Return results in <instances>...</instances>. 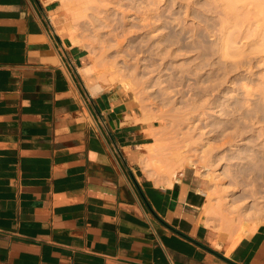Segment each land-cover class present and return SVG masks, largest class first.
Instances as JSON below:
<instances>
[{
	"label": "crops",
	"instance_id": "1",
	"mask_svg": "<svg viewBox=\"0 0 264 264\" xmlns=\"http://www.w3.org/2000/svg\"><path fill=\"white\" fill-rule=\"evenodd\" d=\"M65 20L60 0H0V264H264V222L214 228L194 166L143 174L152 126Z\"/></svg>",
	"mask_w": 264,
	"mask_h": 264
},
{
	"label": "rangeland",
	"instance_id": "2",
	"mask_svg": "<svg viewBox=\"0 0 264 264\" xmlns=\"http://www.w3.org/2000/svg\"><path fill=\"white\" fill-rule=\"evenodd\" d=\"M60 2L61 33L88 50L104 86L130 89L128 100L152 126L143 174L172 179L165 160L155 163L159 172L153 165L144 172L143 160L163 153L207 166L196 172L205 178L207 216L218 230L228 208L261 205L239 198L264 183V26L231 25L218 0H104L81 19L85 0ZM252 225L223 231L239 239Z\"/></svg>",
	"mask_w": 264,
	"mask_h": 264
},
{
	"label": "bare ground",
	"instance_id": "3",
	"mask_svg": "<svg viewBox=\"0 0 264 264\" xmlns=\"http://www.w3.org/2000/svg\"><path fill=\"white\" fill-rule=\"evenodd\" d=\"M102 1H104V0H85V2H84L85 6H83V7L81 6L78 8V17L77 18H80V19L85 18L87 16L86 11L88 9L95 10V8H97L96 4L99 2H102ZM215 1H217V0H215ZM218 1L220 3L222 2L221 4L224 5L223 7H225V10L223 11L224 12L223 17L225 18V20L226 19H227V21L230 20V22L232 20L234 21V23H232V24L229 23V24H231V25L234 24L233 26H235L236 24L237 25L239 24V26H241L245 22L244 23L245 25H246V23H251V24H256L257 26L259 25V26H261V28L264 26V0H218ZM225 23H226V21H225ZM237 25L235 27H237ZM249 28H250V26L247 29L248 31L250 30ZM247 30H246V33H247ZM250 32L252 33V30H250L249 33ZM261 32H264V31H261ZM258 34H259V36L261 35L260 32ZM245 36H247V35H245ZM260 37L263 38V36H260ZM69 40H71L72 44L77 42V40L75 38L69 37ZM88 71L98 73L96 64L93 65L90 69H88ZM162 155H164V156L159 157V158H156L155 156H151V163H147V161L143 160L144 172L147 173L148 170H152L153 168L151 167V165L156 166V168H157L156 171L159 172L160 171L159 166L155 165V163H157L158 161H163V160H165V164L169 168V173H170L171 177H174V174L177 171L183 169L186 165L194 166L198 170H199V167H200V169H202V168L207 169L208 168L207 166H205L203 164L201 165L200 163H199L200 165L197 166L196 163L193 160H191V158H188L184 155H181L180 153L177 154V158L167 156V154H165V153H163ZM206 176L207 177L209 176L210 179H213L215 177V176L211 175V173H209V172L206 174ZM238 198L235 197L234 200H237ZM239 199L243 200L242 202H245V203H247L249 201H253V202L258 201L259 203H262V204L257 205L254 203L253 205L250 206V209L248 206V208L244 209V210L242 208H244L246 206H243L241 208L239 206H234V207L228 208V210H227L228 212L222 214V216H221L222 217V220H221L222 223H221L220 229L225 230V231H229L230 234H232V235L235 233V231L242 230V227L252 225V224H254V222H259L261 219L264 218V183L258 184V187L256 189H254L249 195H243ZM207 200H210V198ZM208 210H212V209L210 208V205L207 203L206 204V212H208ZM251 229L255 230V229H257V227L252 225Z\"/></svg>",
	"mask_w": 264,
	"mask_h": 264
}]
</instances>
